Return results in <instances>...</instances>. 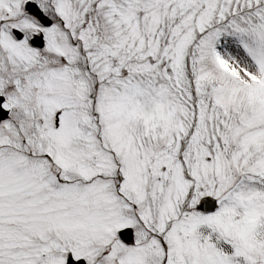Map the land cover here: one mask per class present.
<instances>
[{
    "label": "snow or ice",
    "instance_id": "obj_1",
    "mask_svg": "<svg viewBox=\"0 0 264 264\" xmlns=\"http://www.w3.org/2000/svg\"><path fill=\"white\" fill-rule=\"evenodd\" d=\"M0 264H264V0H0Z\"/></svg>",
    "mask_w": 264,
    "mask_h": 264
}]
</instances>
